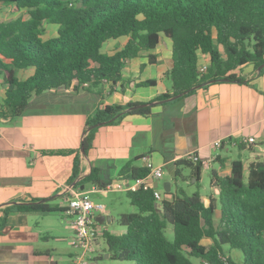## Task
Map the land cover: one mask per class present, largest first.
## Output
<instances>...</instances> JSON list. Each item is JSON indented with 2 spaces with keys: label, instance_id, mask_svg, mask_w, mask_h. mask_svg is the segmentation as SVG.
<instances>
[{
  "label": "trees",
  "instance_id": "1",
  "mask_svg": "<svg viewBox=\"0 0 264 264\" xmlns=\"http://www.w3.org/2000/svg\"><path fill=\"white\" fill-rule=\"evenodd\" d=\"M2 7L25 11L27 17L0 20V78L6 86L0 119L22 116L31 98L48 90L122 84L128 61L149 52L155 63L162 35L173 41V66L165 73L171 89L153 101L100 107L86 121L80 149L63 152L75 153L70 184L77 188L91 183L101 190L108 184L96 167L77 181L81 148L87 155L100 125L115 124L129 114L149 115L153 102L179 94L184 98L213 83H248L242 68L264 64V0H0ZM48 24L57 30L45 38ZM121 37H128L122 47L113 54L102 52L106 42ZM202 55L210 57L206 71H201ZM27 69L33 73L20 78V70ZM176 165L177 183L185 180L184 167L200 183L203 162L196 154ZM147 173L146 167L128 163L120 178L135 180ZM211 183L219 193L209 202L199 191L188 194L179 185L174 193L168 192L172 199H156L154 189L127 192L139 212L120 215L124 234L104 230L110 258L135 264H198L194 259L199 264H264V161L252 163L246 175L240 157L230 174L211 172ZM33 202L10 205L6 212L66 211L54 201ZM169 224L173 240L166 234ZM205 239L210 243H203Z\"/></svg>",
  "mask_w": 264,
  "mask_h": 264
},
{
  "label": "crops",
  "instance_id": "2",
  "mask_svg": "<svg viewBox=\"0 0 264 264\" xmlns=\"http://www.w3.org/2000/svg\"><path fill=\"white\" fill-rule=\"evenodd\" d=\"M127 40L128 37L109 40L102 52L113 54ZM172 48L173 41L162 35L154 52L156 62H150L149 52L131 59L124 67L122 84L111 87L104 83L93 90H48L34 95L22 116L0 119V264L73 263L77 251L68 247L75 238L71 216L65 211L6 212L15 204L5 203L36 202L57 195L50 201L66 208L75 153L63 152L80 149L86 121L100 107L149 102L169 91L172 82L165 73L173 66ZM200 62L209 64L210 57L202 55ZM32 73L33 69L20 70L19 77L25 79ZM242 73L248 83H213L187 97L156 103L149 115L129 114L115 124L100 125L87 155L81 152L77 181L96 167L102 182H112L120 178L128 163L145 167L146 157L167 169L174 179L177 161L193 154L203 162L200 182L203 169L210 170V178L211 172L225 176L240 157L247 175L252 163L264 161V67L260 71L253 64L245 65ZM148 80L156 84L144 85ZM5 93L6 86L0 78V104ZM248 137H255V142H246ZM220 140L223 144L218 147ZM160 179L162 198L172 199V194L159 189ZM170 186L173 193L172 182ZM79 188L89 196L92 190H98L95 185L91 190L86 185ZM218 193L219 188L211 183V193L203 199L209 202ZM107 213L95 217L113 218ZM123 213L126 212L119 217ZM203 243L209 244L210 240ZM101 254L110 258L107 249Z\"/></svg>",
  "mask_w": 264,
  "mask_h": 264
},
{
  "label": "built area",
  "instance_id": "3",
  "mask_svg": "<svg viewBox=\"0 0 264 264\" xmlns=\"http://www.w3.org/2000/svg\"><path fill=\"white\" fill-rule=\"evenodd\" d=\"M207 65L201 64V71H206ZM244 140L248 143H254L255 137H248ZM222 144L221 140L216 143L218 147H221ZM145 159V167L148 169L146 176L135 180L118 178L109 182L101 190L107 193L109 190L135 192L141 188L144 190L154 189L156 199L163 200L158 187H155L154 183V181L158 182L163 176V166L155 164L149 157ZM67 191L70 196L67 197L68 205L65 212L72 217L71 225L75 230L73 245L83 249V254H77L73 260V264H92L94 261L88 255L97 251L100 237V224L95 217L94 211L105 209V205L93 201L88 193L74 185L68 186ZM204 264H207V262Z\"/></svg>",
  "mask_w": 264,
  "mask_h": 264
},
{
  "label": "rangeland",
  "instance_id": "4",
  "mask_svg": "<svg viewBox=\"0 0 264 264\" xmlns=\"http://www.w3.org/2000/svg\"><path fill=\"white\" fill-rule=\"evenodd\" d=\"M25 11H15L11 8H2L0 9V20H5L10 17H17L22 15ZM27 15H25L26 17ZM56 25L48 24L47 25V33L45 37L51 36L56 31ZM183 174L185 175V180L181 178L178 180V185L182 187L188 194H193L196 191H199L200 194L205 198L209 196L211 193V178H210V170H202V181L200 183L195 182V178L191 177V171L189 168H183ZM169 180L173 183V193L176 191V181L171 177L168 170H164V178L160 179V190H164L165 181ZM87 190L93 189V184H86ZM90 198L97 202L105 205V209H99L94 211L95 216L104 215V213L109 212L113 218L110 219L108 224L102 225L100 224V237H99V245L97 246V251L94 253H89L88 256L92 258V260L96 261L92 264H135V262L130 260H116L108 257H101L102 250L107 249V243L103 237V232L105 227L108 226L110 232L114 234H124L126 232V228L121 226L119 223V214L123 211L126 213H138L139 209L132 205L130 199L127 197L126 192L119 190H109L105 193L103 190H92L90 194ZM108 214V213H107ZM72 221V218L70 219ZM166 234L169 239L173 240L174 238V229L173 225L169 224L166 230ZM69 250L77 251V254H83V249L79 247H75L72 242L69 244ZM235 254L239 253L240 257H242V253L239 250H233ZM236 257V256H235ZM241 259V258H240ZM196 263H200V261L195 260ZM73 264V263H72Z\"/></svg>",
  "mask_w": 264,
  "mask_h": 264
},
{
  "label": "water",
  "instance_id": "5",
  "mask_svg": "<svg viewBox=\"0 0 264 264\" xmlns=\"http://www.w3.org/2000/svg\"><path fill=\"white\" fill-rule=\"evenodd\" d=\"M263 67H264V64L261 65V66L259 67V70L261 71ZM181 96H182L181 94H179V95H175V96H172L171 98H169V99H167V100H164V101L153 102V104H156V103L159 104V103H162V102H165V101L175 100V99H177V98H179V97H181ZM146 105H147V103H144V104H137V105H134V106L130 107L129 109H130V110H133V109H139V108H142V107H144V106H146ZM81 152H82V154L85 153V150H84L83 147L81 148ZM73 185H75V184H72V186H73ZM158 185H159V183L156 182V183H155V187H158ZM82 189H84V186L82 187ZM164 190H165L167 193L170 192V190H171L170 182H167V183L164 184ZM56 196H57V195H53V196H50V197H47V198L41 199L40 201L35 202V203H45V202H48V201H50V200H53ZM29 203H34V202H17V201H13V202L5 203V204L7 205V204H29ZM159 207H160V205H158V208H159ZM97 220H98V222H99L100 224H105V222H106L105 220H107V222H108V221H110V218H109V217H106V216H101V217H98ZM107 257H108V255H107Z\"/></svg>",
  "mask_w": 264,
  "mask_h": 264
}]
</instances>
